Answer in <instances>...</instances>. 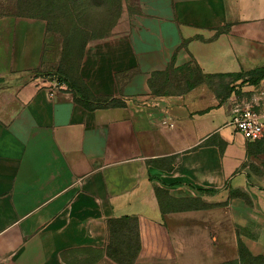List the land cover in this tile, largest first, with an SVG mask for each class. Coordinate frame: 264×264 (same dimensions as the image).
<instances>
[{"label": "crops", "instance_id": "1", "mask_svg": "<svg viewBox=\"0 0 264 264\" xmlns=\"http://www.w3.org/2000/svg\"><path fill=\"white\" fill-rule=\"evenodd\" d=\"M122 6L53 95L45 23L0 21V264L264 257V134L227 125L236 102L264 115V79H210L264 67V0Z\"/></svg>", "mask_w": 264, "mask_h": 264}, {"label": "rangeland", "instance_id": "2", "mask_svg": "<svg viewBox=\"0 0 264 264\" xmlns=\"http://www.w3.org/2000/svg\"><path fill=\"white\" fill-rule=\"evenodd\" d=\"M123 0H0V21L7 17L41 20L46 26L42 70L44 78H57L56 69L73 72L80 58L79 38L93 28L95 34L111 35L120 29ZM23 6L22 10L18 8ZM215 91L225 92L219 87ZM242 264L254 263L245 259Z\"/></svg>", "mask_w": 264, "mask_h": 264}, {"label": "built area", "instance_id": "3", "mask_svg": "<svg viewBox=\"0 0 264 264\" xmlns=\"http://www.w3.org/2000/svg\"><path fill=\"white\" fill-rule=\"evenodd\" d=\"M66 89L65 83L58 78L48 85L50 95ZM254 107V103L249 100L236 102L232 107V116L227 123L246 140H258L264 134V115L256 112Z\"/></svg>", "mask_w": 264, "mask_h": 264}, {"label": "trees", "instance_id": "4", "mask_svg": "<svg viewBox=\"0 0 264 264\" xmlns=\"http://www.w3.org/2000/svg\"><path fill=\"white\" fill-rule=\"evenodd\" d=\"M23 6H20L18 8L19 11H21L23 8ZM102 36V33H98L95 34V32L93 31V28L88 29L86 31H83L81 34V37L79 38V45L82 46L84 45V43L89 40V39H93V38H98ZM58 79L60 81H64V82H68V78L65 77L63 74H59L58 73ZM213 78H218L219 79V84L218 87L221 89H225V92H232L234 91V83L240 81L239 85H244V84H249V85H255L257 83H259L262 79H264V67H259V68H255L254 70L248 71V72H244V73H239V74H235V75H231V74H220V75H216V76H210V79ZM228 78L229 82L227 84H224V79ZM69 87H74L75 89L79 90V88L73 86L71 83H68ZM73 88V89H74ZM218 92V91H215ZM242 260H241V264L245 259H250V261H253L254 263H261L264 262V257H251L247 254H243L241 255Z\"/></svg>", "mask_w": 264, "mask_h": 264}]
</instances>
